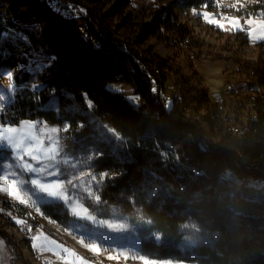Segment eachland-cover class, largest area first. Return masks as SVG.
Returning <instances> with one entry per match:
<instances>
[{
    "label": "trees",
    "instance_id": "trees-1",
    "mask_svg": "<svg viewBox=\"0 0 264 264\" xmlns=\"http://www.w3.org/2000/svg\"><path fill=\"white\" fill-rule=\"evenodd\" d=\"M106 1L112 2L114 15L129 5V0ZM182 1L183 7L205 5L209 10L214 2ZM174 5L165 1L152 9L142 24L144 34L136 41L161 30L184 37L188 31L178 22ZM258 7H248L246 15L257 13ZM88 10L92 22L86 39L79 34L80 20L63 19L39 0H0V76L13 72L15 86L2 121L76 124L77 117H85L80 113L90 112L119 136L102 134L99 142L102 155L94 164L109 175L99 194L101 208L87 204L93 213L108 216L110 206L121 210L129 218L130 237L139 251L154 259L264 264V61L252 68L263 91L248 96L256 100L258 118L238 136L221 122L216 98L205 88L196 90L194 98L173 100L167 109L154 106L137 68L139 60L148 61L134 42L118 39L104 29L93 9ZM246 29L236 32L240 46L248 42ZM257 45L264 49V40ZM108 83L131 84L135 94L147 100L145 111L136 110L122 93L107 90ZM53 91L72 106L64 108L65 101L61 102L59 113L43 108ZM62 91L72 96H63ZM183 107L193 112L205 109L206 114L187 117ZM152 114H158L159 121ZM204 126L210 129L209 140ZM92 130L84 128L78 135L95 143L89 137ZM227 173L233 180L222 175ZM3 204L12 214L26 215L21 205ZM42 208L46 216L61 221L57 207ZM188 222L201 234L211 235L209 242L185 245L182 228ZM0 236L12 251L18 249L11 236L4 232ZM23 242L29 245L27 238Z\"/></svg>",
    "mask_w": 264,
    "mask_h": 264
},
{
    "label": "rangeland",
    "instance_id": "rangeland-1",
    "mask_svg": "<svg viewBox=\"0 0 264 264\" xmlns=\"http://www.w3.org/2000/svg\"><path fill=\"white\" fill-rule=\"evenodd\" d=\"M165 1L175 2L173 11L178 22L188 32L181 37L161 30L141 42L136 41L138 36L144 34L142 24L149 20L148 14ZM78 4L80 16L89 17L88 8L93 9L104 29L114 32L120 40L134 42V48L148 62L163 63V76L170 93L177 89L179 96L182 94L190 99L201 88H205L209 95L217 93L219 97H227L224 96L227 94L259 95L257 92L263 91L256 83L252 68L259 67L264 61V49L257 45L264 40V36L259 30L250 35V26L245 21L251 17L258 23L264 22V0H257L258 10L263 13L262 19L256 17L257 13L246 15L248 7L254 5V0H214L212 10L205 5L197 9L183 7L182 0H129V5L116 15L110 12L112 2L106 0H79ZM204 13H208L207 18ZM220 14L229 20L239 19L241 27L233 29L228 21L221 22L218 18ZM210 19L219 21L224 27L209 22ZM244 27L247 28L248 42L240 46L236 32ZM7 72L3 71L0 76V124L18 127L20 135L17 139L22 148H27L28 143H35L39 147L43 135L52 137L54 149L45 171L31 173L20 167L21 161L14 158L8 147L2 145L4 141H0V175L18 173L16 179L24 182L22 187L25 190L24 202L0 192V232L11 236L14 247L18 248L12 251V247L0 236V264H65V257L73 261L78 259L80 264H197L154 259L142 254L130 237L132 230L128 216L117 207L110 206L108 216L92 212L88 205L101 208L99 194L109 175L99 171L94 164V160L102 155L99 142L102 134L116 139L119 136L108 124L100 122L87 111L80 113L85 117H77L76 124L64 121L63 125H58L43 120H23L19 124H9L5 121L7 119L3 122L1 116L13 101L15 90L13 79L6 75ZM177 84H181L180 89ZM33 88L39 91L40 85L35 84ZM105 88L130 99L136 95L133 86L127 83H108ZM62 95L72 96L64 91ZM58 96L53 91L42 107L55 109L59 113L61 102L65 100L60 101ZM178 98L172 101L176 102ZM63 106L69 108L72 104L65 101ZM184 111L187 117L194 118L206 114L205 109L193 112L187 108ZM220 116L222 122L223 115ZM29 123L33 125L31 129L28 128ZM87 127L93 128L89 137L95 143L78 135ZM204 128L209 140L210 129ZM28 136L33 138L32 141H28ZM43 143L46 146L49 141L45 138ZM22 154L17 152L15 155ZM224 177L233 180L227 174ZM32 179L35 187L30 183ZM6 202L21 205L26 209V215L12 214L3 204ZM44 205L57 207L61 221L46 216L42 208ZM25 228L29 230L27 235L22 233ZM182 232L185 245L206 243L211 238L207 233L201 234L191 222L184 225ZM25 238L29 240V245L23 242ZM94 248L99 250L94 251Z\"/></svg>",
    "mask_w": 264,
    "mask_h": 264
},
{
    "label": "built area",
    "instance_id": "built-area-1",
    "mask_svg": "<svg viewBox=\"0 0 264 264\" xmlns=\"http://www.w3.org/2000/svg\"><path fill=\"white\" fill-rule=\"evenodd\" d=\"M48 6V8L53 11L55 14L60 16L63 19H78L80 20L79 34L84 38L89 37L88 26L92 22L91 17L85 15L80 16V5L74 0H39ZM222 17H227L220 14L219 20L221 22H227L229 20H224ZM263 14L260 12L257 14V18L261 19ZM129 53V52H127ZM138 71L143 79H145L149 86V100L154 106H161L165 109L172 104L174 98H182V94L178 95V90L174 93H170L169 88L166 86L163 70L161 67L156 65L153 62H146L139 60L137 64ZM130 69H133L130 67ZM177 88H181V84H177ZM227 97H219L216 99L217 109L223 115V123L228 130H231L233 134L240 136L244 129L248 126L249 123L258 118L257 112L255 109L256 100L254 97L248 98V96L255 95H234L227 94L224 95ZM147 100L139 99L135 103V109L138 111H145V105ZM184 108V107H183ZM184 109H187L186 107ZM153 119L159 121L158 114H152ZM5 148H9L4 142L2 144ZM1 149V148H0ZM224 175V174H222ZM229 178H233L232 174L227 173ZM28 228L23 230V234H28Z\"/></svg>",
    "mask_w": 264,
    "mask_h": 264
},
{
    "label": "snow or ice",
    "instance_id": "snow-or-ice-1",
    "mask_svg": "<svg viewBox=\"0 0 264 264\" xmlns=\"http://www.w3.org/2000/svg\"><path fill=\"white\" fill-rule=\"evenodd\" d=\"M235 7V5H232ZM83 11V10H81ZM206 18L208 17V13L203 14ZM224 20H228L227 17H222ZM209 22H216L218 23L219 27L223 28L224 25L219 23V21L209 20ZM229 24L232 26L233 29L241 27L239 23V19L228 20ZM250 27L248 29L249 34L251 35L253 32L257 30L260 31L261 35L264 36V22H257L251 17H249L246 21ZM255 25V27H253ZM6 75L12 79L14 77L13 72L8 71ZM38 87V86H37ZM33 127L32 124H28V128L31 129ZM52 131H55L53 129ZM20 135L17 126L7 125V124H0V141L6 142L7 146H9V150L13 153L14 158L21 161L20 167L27 172L31 173H43L47 166V161H49L52 157V151L54 149V144L52 141L51 136H41L40 138V146L36 147L35 143H28L27 148L21 147V142L17 139V136ZM47 139L49 143L45 146L43 143L44 139ZM28 141H32V137H27ZM17 152H22V155L16 156ZM27 157V160H25ZM31 161V162H29ZM36 165H40L37 167ZM18 173L11 172L5 173L0 175V192H3L7 196L17 199L21 202H24V189L22 187L23 181L17 180L16 176ZM31 185L35 187V181L32 179L30 181ZM35 246V245H34ZM94 251H98L99 249H93ZM65 264H80L78 259L75 261L68 259L65 257Z\"/></svg>",
    "mask_w": 264,
    "mask_h": 264
},
{
    "label": "crops",
    "instance_id": "crops-1",
    "mask_svg": "<svg viewBox=\"0 0 264 264\" xmlns=\"http://www.w3.org/2000/svg\"><path fill=\"white\" fill-rule=\"evenodd\" d=\"M239 2H240V1H239ZM237 4H240V3H237ZM254 5H255V6H258V4H257V0H254ZM254 5H252V6H254ZM250 7H251V6H250ZM242 11H243V10H241V12H242ZM258 13H260V11H258L257 14H258ZM257 14H256V17H257ZM262 18H263V17H262ZM262 18H261V19H262ZM126 97H127V96H126ZM127 99L130 100V101H132L133 103H136V102L139 101L140 97H139L138 95H135V98H134V99H130L129 97H127Z\"/></svg>",
    "mask_w": 264,
    "mask_h": 264
},
{
    "label": "water",
    "instance_id": "water-1",
    "mask_svg": "<svg viewBox=\"0 0 264 264\" xmlns=\"http://www.w3.org/2000/svg\"><path fill=\"white\" fill-rule=\"evenodd\" d=\"M213 96H214L215 98H217V99L219 98V96H218L217 93H214Z\"/></svg>",
    "mask_w": 264,
    "mask_h": 264
},
{
    "label": "bare ground",
    "instance_id": "bare-ground-1",
    "mask_svg": "<svg viewBox=\"0 0 264 264\" xmlns=\"http://www.w3.org/2000/svg\"><path fill=\"white\" fill-rule=\"evenodd\" d=\"M89 38V37H88ZM88 38H86V39H88Z\"/></svg>",
    "mask_w": 264,
    "mask_h": 264
}]
</instances>
